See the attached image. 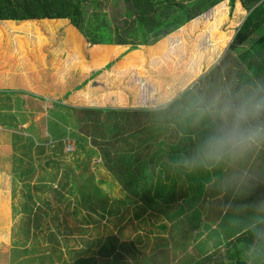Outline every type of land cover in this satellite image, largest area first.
I'll return each instance as SVG.
<instances>
[{
  "label": "rangeland",
  "instance_id": "obj_1",
  "mask_svg": "<svg viewBox=\"0 0 264 264\" xmlns=\"http://www.w3.org/2000/svg\"><path fill=\"white\" fill-rule=\"evenodd\" d=\"M84 1L87 5L88 0ZM101 1L97 9L87 6L89 13L97 10L115 37V30L124 35L131 20L128 18V24L123 25L122 0ZM247 14L241 0H235L233 7L225 0L193 19L200 18L198 23L170 36L161 44L165 51H153L154 58H149V48L144 50L143 59H130L137 64L121 68L120 63L128 57L120 58L123 49H113L108 62L114 61V65L97 76L94 74L101 66L92 64L95 45L83 40L82 52L61 39L60 28L68 22L63 23L66 19L34 20L30 22L31 29H35L32 31L0 23L1 38L24 40L26 57H21L20 66L32 69L31 82L33 72L38 71L42 88L41 94L0 92V264H78V259L107 264L112 257L100 248L113 236L120 243H135L142 264H149L151 257L152 264L155 260L156 264H233L236 257L229 255H236L237 236L226 238L217 223L223 204L215 205L211 216H206L207 198L224 201V206L229 204L233 209L236 205L231 204L239 200L236 193L232 195L234 186L256 187L264 173L255 170L256 151L237 163L206 170V174L205 170L190 173L180 166L182 158L193 152L187 147L188 140L173 150L170 145L179 146L178 139L169 140L166 135L157 138L133 134L131 140L124 139H129L135 128L156 122L158 114L147 113L145 119V110H164L175 96L174 83L181 81L184 88L191 85V76H195L194 80L207 64L208 68L214 67L209 76L205 75L203 84L181 92V99L173 106L182 114V125L190 121L192 129L200 130L203 123L195 124L185 108L179 111L180 102L211 100L256 82L254 73L263 74L264 68L248 54L244 56L253 64L252 71L248 70L246 60L239 54L243 48L239 52L230 50L236 29ZM227 33L228 40L223 45L221 40ZM125 35L136 41L128 33ZM246 71L251 73L243 74ZM80 86L82 89L77 90ZM67 92L69 96L65 97ZM58 99H62L61 104ZM100 104L118 110L111 118L116 128L104 135L98 126L107 131L110 118L106 112L83 119L82 107ZM63 105L78 108L74 113L80 119L75 121L72 111ZM125 109L143 113L131 118V113L122 111ZM14 119L15 128L11 126ZM120 151H134V155L127 162L118 155ZM263 157L261 154L260 160ZM108 161L116 172L108 167ZM155 188L166 191L158 189L156 195ZM212 190H224L225 194L216 196ZM152 194L160 201L153 210L146 204ZM251 199L260 201L259 195H251ZM238 210L235 208L236 216ZM212 223L218 229L213 230ZM231 223L232 233L238 223ZM242 233L246 238L247 232ZM221 235L224 241L219 239ZM124 247L120 264H139Z\"/></svg>",
  "mask_w": 264,
  "mask_h": 264
},
{
  "label": "trees",
  "instance_id": "obj_2",
  "mask_svg": "<svg viewBox=\"0 0 264 264\" xmlns=\"http://www.w3.org/2000/svg\"><path fill=\"white\" fill-rule=\"evenodd\" d=\"M225 0H122L125 11L123 13V25L128 24V18H130V23L128 28L125 29L124 33L133 37L136 41H131L125 34L118 30H115L117 33L116 37L114 35V31L110 29V27L101 21L100 14L97 10H95L92 14L89 13L88 9L86 8L90 4L94 8L101 7L102 1L101 0H88L86 1L88 4L84 5V0H0V23L1 26H7V24L13 25L14 22L18 23L21 21H34L40 20L45 18H53V19H66V25L60 28V34H62L61 39L66 40L75 50L82 51V47H84V41L87 40L93 47V55H92V64L100 65L101 67L97 69L94 75H100L104 70L107 68H111L114 65V61H109L108 58L114 52L112 45L116 46L117 50L123 49L124 51L120 54L121 57L128 56L132 53V55L142 58L145 51L149 50L150 48V57H152V53L154 50L156 52L165 51V47L161 45L164 42V39L168 37L170 34L175 33L181 28L185 26H189L190 22L206 13L208 10L216 7L221 2ZM230 5L233 7L235 4V0H229ZM243 6L248 10V14L246 15L245 19L243 20L242 24L236 29V33L234 35L233 42L230 46V50L234 52H239V48H243L242 52L239 53L243 58L246 60L248 65V70H251L253 66L252 63H249L247 58L244 55H252L254 60L258 63L257 65L264 68V0H241ZM133 19V20H132ZM4 23V24H3ZM197 23V22H196ZM38 25V24H37ZM191 25V24H190ZM78 30V31H77ZM222 32V31H221ZM224 32V31H223ZM255 33V34H254ZM259 33V35H256ZM59 34V35H60ZM228 33L223 36V40H221L222 44L226 43L228 40ZM225 38H227L225 40ZM24 42V40H23ZM25 44V42H24ZM223 44V45H224ZM23 44H21L22 46ZM2 46V42H0V47ZM109 46V47H108ZM146 47V48H145ZM12 48V47H10ZM145 49V51H144ZM245 49V51H244ZM80 53V52H79ZM20 55V53H19ZM82 56V55H81ZM259 57V58H258ZM83 60L84 57L82 56ZM154 58V57H152ZM258 58V60H257ZM12 59L15 66H20V62L18 61V54L17 50L15 51L12 48ZM133 61V60H132ZM131 60H124L120 63L121 68H128L133 64H137L138 62ZM85 62V60L83 61ZM102 66L103 64H105ZM256 65V64H254ZM246 68V67H245ZM252 71V70H251ZM256 79L260 81V83L264 84V73L260 74L259 71L254 73ZM12 82V85L19 88V92H28L29 88L32 87L31 84L28 85L27 78L23 69L18 68V73L15 75ZM255 79V80H256ZM88 81L85 80L84 83ZM37 92L42 91L40 87H33ZM77 90L82 89V86L77 87ZM4 91H17L15 89H5ZM189 91V90H188ZM232 90L230 92H234ZM45 93V92H44ZM70 92L65 94V97L69 96ZM192 96V93L189 94ZM194 96V95H193ZM195 97V96H194ZM64 98V96H63ZM191 98V97H190ZM180 96H178L174 101H172L164 110H151L146 109V112L142 111H129L127 109L122 110L123 112H127V114L131 113L132 116L135 118H139L140 115L143 113L145 115V119L147 113L154 112L157 113L159 118L156 122L150 123L143 127L135 128L131 133H129L130 138L124 139L125 141L131 140V135H141V136H156L157 138L160 135H166L169 140L178 139L179 146L170 145L173 150H177L181 145H183L184 140L189 141V145L187 146L189 150H193L195 144L198 139H200L203 135H205V129L202 127L200 130L192 129L189 127V122L187 121L186 124L181 123L179 119L181 115L178 110H176L173 106L174 102L178 101ZM59 100V101H58ZM57 103L61 104L62 99H58ZM189 104L179 103V111L186 109ZM65 106V105H63ZM69 110L72 111L73 115L75 116V111L78 108H74L73 106H65ZM136 107V106H135ZM173 107V108H171ZM81 108V107H80ZM171 108V109H170ZM84 112L83 119H88L90 117L89 114H98V112H106L110 121L106 123L108 126L106 132L98 126V129L102 130V133H110L116 127V121L111 120L113 116H116L118 110L111 109L107 105L100 104L99 106L95 107H82ZM148 110V111H147ZM130 115V114H129ZM129 115H126L129 117ZM188 116V115H187ZM190 117V116H189ZM79 120L80 118L75 116V121ZM128 119V118H126ZM121 126V123L118 122ZM103 123H101L102 125ZM100 125V124H99ZM103 133V135H104ZM193 133H195L193 135ZM180 135L182 137H180ZM134 136V135H133ZM138 137L139 138H141ZM194 136V137H193ZM124 137V136H123ZM166 137V138H167ZM193 138V139H191ZM181 140V141H179ZM142 142H147L142 140ZM166 140H162L161 143H165ZM129 143H133L129 141ZM148 143V142H147ZM174 143V142H173ZM117 144V142L115 143ZM128 142H125V145ZM123 145V144H122ZM142 145V143H141ZM140 145V146H141ZM148 146V144H146ZM124 146V145H123ZM125 147V146H124ZM142 147V146H141ZM132 148H134L132 146ZM146 149V148H144ZM134 152V151H133ZM133 152H126L120 151L118 155H121L123 159H126L127 162L131 160V155H134ZM178 155L182 154V151L177 152ZM191 155V154H190ZM118 160V159H117ZM177 161V160H176ZM109 162V161H108ZM110 163V162H109ZM112 171L116 172V168L110 165L108 166ZM206 174V170L204 171ZM158 189H163L166 191V188H155L154 192H158ZM162 192V193H164ZM159 192L156 194L158 195ZM165 203L166 202V199ZM158 201V202H157ZM152 203V204H151ZM148 208L150 207H157L156 205H160V201L157 197L152 194L150 199H148L147 203ZM168 204V203H167ZM6 203L3 204L5 206ZM183 208V205H181ZM153 210V209H152ZM166 210V209H162ZM183 211V209H182ZM245 223H238L241 227H245ZM231 226L232 223H229ZM237 225V226H238ZM229 226V227H230ZM234 225L231 226L233 229ZM231 233V232H228ZM244 234V233H242ZM246 238L239 237V243L243 240V244L247 245L251 243L250 233L247 232ZM223 235L219 236L221 240ZM237 244V243H236ZM104 245V246H103ZM100 248L101 252H104L112 257V260H107V264H120L121 257L123 256V249L126 246L127 251L136 259L137 263L142 264L143 262L140 260L138 255L141 253L137 248H135V243H120L119 238L116 236L110 237L109 242L107 244H103ZM236 248L238 249L237 245ZM236 249V251H238ZM122 250V251H121ZM126 251V252H127ZM123 252V253H122ZM238 257L234 264H250L249 261L246 259V256H243V250L238 252ZM108 257V258H110ZM106 259V258H105ZM149 264L153 263L154 258L151 257ZM78 264H89L87 259H78ZM156 260L154 263L156 264ZM96 262L92 261V264ZM91 264V263H90ZM164 264V263H163ZM197 264V263H194Z\"/></svg>",
  "mask_w": 264,
  "mask_h": 264
},
{
  "label": "clouds",
  "instance_id": "obj_3",
  "mask_svg": "<svg viewBox=\"0 0 264 264\" xmlns=\"http://www.w3.org/2000/svg\"><path fill=\"white\" fill-rule=\"evenodd\" d=\"M186 112L206 130L192 154L182 158L180 166L190 173L242 160L264 147V84L258 81L235 93L193 101ZM244 230L251 237L244 249L246 259L264 264V211L254 214Z\"/></svg>",
  "mask_w": 264,
  "mask_h": 264
},
{
  "label": "crops",
  "instance_id": "obj_4",
  "mask_svg": "<svg viewBox=\"0 0 264 264\" xmlns=\"http://www.w3.org/2000/svg\"><path fill=\"white\" fill-rule=\"evenodd\" d=\"M202 18V17H201ZM200 19V18H199ZM199 19H197L196 21H191L190 22V24L191 25H193L194 24V22L196 23H198V21H199ZM205 21V20H204ZM30 22H33V21H27V22H23V21H21V22H18V23H16V22H14L13 23V25H11V27H13L14 26V28H16V30L17 29H20V28H22L21 29V31H26L27 29H30L31 31L32 30H35L34 28H32L31 29V24H30ZM207 22V21H206ZM14 24H16V25H14ZM189 24V25H190ZM184 28V27H183ZM215 28V27H214ZM182 29V28H181ZM210 29V28H209ZM217 29H220L219 27L218 28H216V30ZM78 31V30H77ZM180 31V30H179ZM179 31H177V32H175V33H172V34H170L168 37H166L165 39H164V41H166V40H168V38L170 37V36H172V35H175V34H178V32ZM224 31V30H223ZM18 34H20V33H18ZM21 37H23V36H21ZM3 38V39H2ZM0 37V42H2V46L0 47V92H2V93H5V92H9V91H4L6 88L7 89H15V90H19V88H17L16 86H14V85H12V82H13V79L12 78H14L15 77V75H17V73H18V68H20V66H15L14 67V63H12L13 62V59H12V48H14V50L16 51L17 50V54H18V61L21 63L22 61H21V57L22 58H24V57H26L25 56V49H26V45L24 44V42L23 41H21V39L20 40H12V41H8L5 37ZM21 44H23L22 46H21ZM10 47H12V48H10ZM109 47V46H108ZM112 48L113 49H115V50H117L116 48V46H113L112 45ZM146 48V47H145ZM145 50V49H144ZM19 53H20V55H19ZM113 54V53H112ZM111 54V55H112ZM154 55H156V53H152V57H154ZM126 57H128L127 59H125V60H130V59H134V55H132V53L130 54V55H128V56H126ZM259 58V57H258ZM258 58H257V60H258ZM256 61V60H255ZM209 66H208V64H207V67L206 68H204L203 70H202V73H199L198 75H197V77L193 80V78L195 77V76H191V77H193L192 78V84L191 85H189V86H187V87H183V85L181 84V83H183V82H176V83H174V85H173V88H174V91L172 92V93H174V98H173V100H171L170 102H172V101H174L178 96H180L184 91H186V90H188V89H191L194 85H202L203 84V80H204V78H205V75H210L211 74V72H212V68L214 67V65L213 66H211L210 68H208ZM23 69V71H24V73H25V76H26V78H27V82H28V85L29 84H31L32 85V87L31 88H29V91L28 92H25V93H29V94H37V93H40L41 94V92L42 91H36L35 89H33V87H39V84H38V80H37V78H38V71H35V72H33V74H32V82H31V80H30V75H31V72L29 73V71H31L32 69H30L29 71H28V69H24V68H22ZM223 71H224V73L226 72L224 69H223ZM251 73V71H246L245 73H243V74H245V75H247V74H250ZM254 77H255V79H256V76L254 75ZM226 78V77H225ZM227 79V78H226ZM256 81H258V82H260L258 79H256ZM152 82H154V81H152ZM151 85H153V84H151ZM153 87V86H152ZM159 87V86H158ZM151 88V87H150ZM188 88V89H187ZM201 88H202V86H201ZM156 89H158V88H156ZM156 89H155V91H156ZM233 90H235V89H233ZM19 92V91H18ZM182 92V93H181ZM6 95H9V96H11V94L10 93H7ZM169 102V101H168ZM168 104V103H167ZM6 122H4V124H5ZM13 125V126H12ZM11 126L13 127V128H15L16 126H17V122H16V120L14 119V122L11 124ZM261 150L262 151H260V150H258V151H256V153L258 154L255 158H256V160H257V168H255V170H257V169H260V171H263L264 172V157L260 160V155L261 154H263L264 155V147H261ZM256 153H255V155H256ZM235 163H237L236 161H235ZM240 166H243L242 164H239ZM255 165V163H253V166ZM240 170L242 169V167H238ZM249 168H251V167H249ZM245 175V172H242L241 173V175ZM252 185V184H251ZM243 186H245L244 188H241V186L239 187H235L234 186V193L232 194V195H234L235 193H236V195H237V197L239 198V200H238V202L237 203H233V204H231V205H236V206H234V208L232 209L231 208V206L228 204L227 206H224V204L226 205V202H224V201H222V203H220L219 201H221V200H219V201H214V199H212V198H207V200H208V204H207V212L205 213L206 214V216L209 218V216H211L210 215V212L212 211V212H214V210H215V205H218V204H223V208H222V211L220 212L221 213V215L220 216H222L220 219H219V221H217V223H219V225L221 226V230H222V232H223V234H224V236L227 238L229 235L231 236V234L232 235H234V236H237V240H236V242L234 243V245L236 246L237 245V247H238V251H236V255H229L230 257H232V258H237L239 255H238V252H240V250H243V256H245L244 255V253H245V251H244V249H245V247H246V245L245 244H243V245H241V243H239L238 241H239V237H241L242 236V232L244 231V227H241V225H238L237 226V230L235 231V232H232V233H228V232H230L229 231V223H231V222H233V223H245V221H248L254 214H256L258 211H264V209H262V207L261 206H264V194H262V190L264 189V173L262 174V179H260L259 180V184H257L256 185V187H254V186H251V187H249V186H246V185H244L243 184ZM215 187H217L218 188V186L216 185ZM217 188H215V189H217ZM227 189V188H226ZM230 189H231V187H230ZM225 190V189H224ZM224 190L223 191H221V192H218V190L216 191V190H212V191H214L215 193H216V196H218V195H224L225 193H224ZM221 193V194H220ZM259 195V198H260V201H259V203L258 202H256V201H254L253 199H251V195H256V196H258ZM231 195V196H232ZM238 204V205H237ZM249 206V207H248ZM218 207V206H217ZM235 208L236 209H239L238 210V216H236V211H235ZM218 209L216 208V213L218 214L219 212L217 211ZM190 210H188L187 212H189ZM232 211H234L233 212V214H232ZM219 213V214H220ZM218 218H216V219H212V221L214 220V221H216ZM208 222V221H207ZM226 222V223H225ZM211 222H208L207 224H210ZM213 224V226L215 227L216 225L214 224V223H212ZM241 227V229L240 230H238L239 228ZM215 229H218L217 227H215L213 230H215ZM210 233H211V231H209V229H208V232H207V234L208 235H210ZM233 236V237H234ZM232 237V238H233ZM232 238L230 239V240H232ZM222 240L224 241V237L222 238ZM223 243V242H222ZM222 243H220L219 245H221ZM237 243V244H236ZM234 261V263H235V261H236V259H233ZM233 263V264H234Z\"/></svg>",
  "mask_w": 264,
  "mask_h": 264
}]
</instances>
